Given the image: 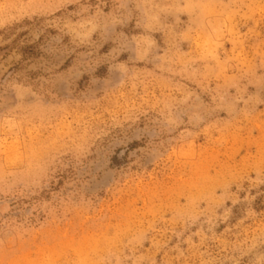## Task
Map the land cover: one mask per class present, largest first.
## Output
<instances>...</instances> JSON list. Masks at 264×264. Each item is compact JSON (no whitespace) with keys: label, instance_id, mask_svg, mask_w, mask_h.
Masks as SVG:
<instances>
[{"label":"rangeland","instance_id":"obj_1","mask_svg":"<svg viewBox=\"0 0 264 264\" xmlns=\"http://www.w3.org/2000/svg\"><path fill=\"white\" fill-rule=\"evenodd\" d=\"M0 264H264V0H0Z\"/></svg>","mask_w":264,"mask_h":264}]
</instances>
